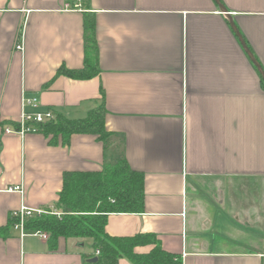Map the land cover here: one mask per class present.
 <instances>
[{"label": "crops", "instance_id": "obj_1", "mask_svg": "<svg viewBox=\"0 0 264 264\" xmlns=\"http://www.w3.org/2000/svg\"><path fill=\"white\" fill-rule=\"evenodd\" d=\"M66 5L75 1L0 0V229L20 207L55 210L66 173L125 159L144 175V209L110 214L109 236L154 234L182 264H264V0ZM85 17L99 74L56 77L83 66ZM30 98L70 120L103 102L112 135L51 146L36 132L4 133ZM91 244L59 238L50 251L10 226L0 264H97Z\"/></svg>", "mask_w": 264, "mask_h": 264}, {"label": "trees", "instance_id": "obj_2", "mask_svg": "<svg viewBox=\"0 0 264 264\" xmlns=\"http://www.w3.org/2000/svg\"><path fill=\"white\" fill-rule=\"evenodd\" d=\"M98 74L95 24L92 18L85 17L83 66L76 70L61 66L56 77L84 81ZM261 82L264 87L263 79ZM105 116L102 102L88 111L83 119L70 120L54 112L52 120L32 126L34 132L47 138L51 146L57 145L58 141L65 146L73 135H92L104 144L112 135L106 130ZM11 126L18 129L16 123ZM54 208L61 213L60 217L50 214L35 216L24 224L28 232L38 231L48 235L50 251L56 249L59 238L89 239L97 264H118L122 259L131 264H182L180 257L161 248L154 234L111 237L105 232L110 214H137L144 209V175L132 170L125 159L104 165L97 172L66 173ZM15 221L10 216L7 227L0 229V236L5 235ZM144 246H152V249L147 253L135 252V248Z\"/></svg>", "mask_w": 264, "mask_h": 264}, {"label": "built area", "instance_id": "obj_3", "mask_svg": "<svg viewBox=\"0 0 264 264\" xmlns=\"http://www.w3.org/2000/svg\"><path fill=\"white\" fill-rule=\"evenodd\" d=\"M75 5L73 7H70L69 5H66V9L72 10L78 9L80 7V1L81 0H74ZM17 50H22V45H18L16 47ZM22 112L20 116V121L18 123V129H14L12 127H4V133L10 134V133H16L19 135H24L29 132H34L35 129L33 128L32 124H38V123H44L47 121H50L54 118V113L51 110L48 109H40L38 105V101L35 98L30 99H24L22 100ZM31 108V111H28L27 109ZM8 192H21V187H11L7 189ZM55 215L57 217L61 216V213L49 209H27L25 207H20L18 211H15L12 213V217L16 219L14 224L12 225L14 230L19 231L20 236L24 237L27 235V231L24 228V224L27 221V219L35 217V216H41V215ZM33 236H36L40 238L41 240H47L48 235L43 232H31ZM98 254V253H96Z\"/></svg>", "mask_w": 264, "mask_h": 264}, {"label": "water", "instance_id": "obj_4", "mask_svg": "<svg viewBox=\"0 0 264 264\" xmlns=\"http://www.w3.org/2000/svg\"><path fill=\"white\" fill-rule=\"evenodd\" d=\"M217 1V0H216ZM220 9L223 13L227 14V12L224 10L223 7L220 6ZM238 35V34H237ZM239 36V35H238ZM253 63L258 67V65L256 64V62L254 61V59H252ZM263 77V81H264V74H262ZM89 263H97V258H92L88 261Z\"/></svg>", "mask_w": 264, "mask_h": 264}]
</instances>
